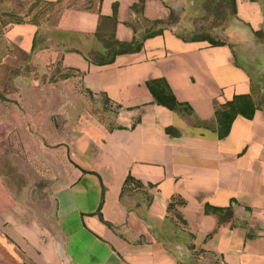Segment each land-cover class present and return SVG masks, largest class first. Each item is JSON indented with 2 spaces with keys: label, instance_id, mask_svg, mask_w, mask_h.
Instances as JSON below:
<instances>
[{
  "label": "crops",
  "instance_id": "1",
  "mask_svg": "<svg viewBox=\"0 0 264 264\" xmlns=\"http://www.w3.org/2000/svg\"><path fill=\"white\" fill-rule=\"evenodd\" d=\"M39 1L61 4L54 19L2 34L58 53L113 106V124L68 142L72 178L38 219L0 225V264H264V102L222 137L213 119L234 93L264 92V0H233L215 44L175 30L202 29L192 22L201 0ZM132 38L137 49L107 60L112 39ZM154 77L191 111L154 102Z\"/></svg>",
  "mask_w": 264,
  "mask_h": 264
},
{
  "label": "rangeland",
  "instance_id": "2",
  "mask_svg": "<svg viewBox=\"0 0 264 264\" xmlns=\"http://www.w3.org/2000/svg\"><path fill=\"white\" fill-rule=\"evenodd\" d=\"M72 0L70 3H78ZM61 4L0 0V225L35 221L50 206L49 193L72 178L68 142L87 124H113V106L91 95L73 71L61 67L58 53L25 52L3 29L17 18L51 21ZM193 17L199 28L183 36L205 34L222 40L228 0H201ZM40 7V8H39ZM43 8V9H42ZM38 10H41L40 13ZM41 34V33H39Z\"/></svg>",
  "mask_w": 264,
  "mask_h": 264
},
{
  "label": "trees",
  "instance_id": "3",
  "mask_svg": "<svg viewBox=\"0 0 264 264\" xmlns=\"http://www.w3.org/2000/svg\"><path fill=\"white\" fill-rule=\"evenodd\" d=\"M143 0H139L141 2ZM232 6L233 12V0H228ZM35 3H42L44 6H52L54 2H42L39 0H33ZM40 8V7H39ZM43 9V8H42ZM39 13L41 10H38ZM33 15L37 16L38 12L32 14V20L27 21H38L41 19L35 18ZM22 21L21 18H17L11 22ZM158 21L154 20L153 22ZM157 30H150L146 32L144 35H149ZM189 38H206L210 43H222V40L214 39L210 36H206L205 34H193L188 36ZM110 43L113 44L112 51L107 58L110 60L115 53L122 51L135 50L140 46V41H136L135 39H131L129 42L118 41L116 39H112ZM34 44V38L33 42ZM145 85L152 95L153 101L166 106L169 109L176 110L178 112H190L191 109L188 104L178 101L173 95L170 87L167 82L162 77H154L145 80ZM0 97L1 94H0ZM264 102V92L260 95L258 100H255L250 93H234L229 99L225 100L222 103L213 105V119H214V129L216 131V135L218 137L224 136L229 129V125L232 119L236 115H241L246 118H250L254 112V110L259 107ZM130 178L126 177L124 182L126 183ZM222 207H213L209 205H204V210H212V211H221Z\"/></svg>",
  "mask_w": 264,
  "mask_h": 264
}]
</instances>
